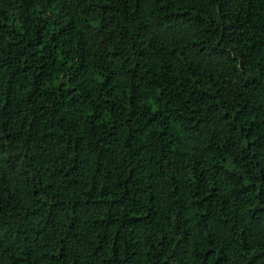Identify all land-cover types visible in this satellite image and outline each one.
Returning <instances> with one entry per match:
<instances>
[{"label": "trees", "instance_id": "16d2710c", "mask_svg": "<svg viewBox=\"0 0 264 264\" xmlns=\"http://www.w3.org/2000/svg\"><path fill=\"white\" fill-rule=\"evenodd\" d=\"M0 264H264V0H0Z\"/></svg>", "mask_w": 264, "mask_h": 264}]
</instances>
